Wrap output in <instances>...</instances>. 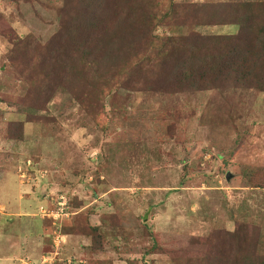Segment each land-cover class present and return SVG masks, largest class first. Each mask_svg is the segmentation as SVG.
<instances>
[{
    "label": "rangeland",
    "instance_id": "374dc122",
    "mask_svg": "<svg viewBox=\"0 0 264 264\" xmlns=\"http://www.w3.org/2000/svg\"><path fill=\"white\" fill-rule=\"evenodd\" d=\"M69 1L0 0V264L43 227L41 264H174L242 224L264 261V92L178 93L175 59L138 65L167 37L235 35L221 17L256 26L264 0H99L96 32L62 29ZM148 1L165 17L134 24Z\"/></svg>",
    "mask_w": 264,
    "mask_h": 264
},
{
    "label": "trees",
    "instance_id": "16d2710c",
    "mask_svg": "<svg viewBox=\"0 0 264 264\" xmlns=\"http://www.w3.org/2000/svg\"><path fill=\"white\" fill-rule=\"evenodd\" d=\"M98 1L78 0L76 14L73 12L69 23L62 26V29L77 28V30L96 32L99 25L95 15L101 14L100 8L96 5ZM132 8L138 15L137 18H133L134 24L139 21L140 24L151 26L165 17L164 14L160 15L162 13L158 10V5H152L150 1L140 8ZM176 8L172 6L168 13ZM208 12L212 13V11ZM221 19H223L221 22L214 25H234L237 27V33L230 36L205 37L190 32L188 35L167 37L164 39L167 42L161 43L159 47L147 44L142 57H139L138 65H150L152 61L162 62V59L166 58L170 61L175 59L168 70L177 74L178 93L186 92V89L196 93L214 88H218L221 92L224 84L228 85L232 92H264V18L260 17L256 26L237 22L238 18L229 20L221 17ZM197 26L202 25L198 23ZM246 33L253 35L252 43L249 42L250 40H244ZM62 49L67 55L64 62L76 57L78 53V47L73 43L62 46ZM46 66L48 70H53L52 66ZM163 93L165 94V91ZM88 229L93 242L95 230L98 228L89 225ZM205 240V249L202 252L190 258H176L172 262L174 264H264L255 253L256 233H249L248 228L243 224L229 234L214 230Z\"/></svg>",
    "mask_w": 264,
    "mask_h": 264
},
{
    "label": "crops",
    "instance_id": "0c3cea01",
    "mask_svg": "<svg viewBox=\"0 0 264 264\" xmlns=\"http://www.w3.org/2000/svg\"><path fill=\"white\" fill-rule=\"evenodd\" d=\"M19 198H22V196L20 197V195H19ZM43 220V219H42ZM44 226V225H43ZM44 227H43V229H42V233L40 234H38L37 235V238H35L34 239V244H33V242H31V244H30V246H29V248H30V251H29V254L27 255V257H24V258H22V257H20V258H17L16 260H14L13 261V264H41L42 263V260L44 259V258H48L47 260H50L51 258H52V256L50 257V254L51 255H53V254H56V252H57V248H54V247H52V252H47V253H42V252H40V250H39V252H40V254H38V252L35 254V249H33V247H34V245H36V244H38L39 242H40V244L42 243V241H43V237H42V234L44 233ZM65 240V238H63V241ZM33 244V245H32ZM37 246V245H36ZM64 246V245H63ZM33 251H34V256H35V258H34V256L32 255V253H33ZM38 255V256H37ZM55 260V259H54ZM53 260V261H54ZM55 262H56V260H55ZM57 263V262H56Z\"/></svg>",
    "mask_w": 264,
    "mask_h": 264
},
{
    "label": "built area",
    "instance_id": "2783aa9c",
    "mask_svg": "<svg viewBox=\"0 0 264 264\" xmlns=\"http://www.w3.org/2000/svg\"><path fill=\"white\" fill-rule=\"evenodd\" d=\"M62 200H63V199L61 198V199H60V202L58 203V206H60V205L62 206V208H61L59 211H60L62 214H64L63 211H64L66 208H65V202L62 203V202H61ZM63 209H64V210H63ZM44 212H45V211L41 210L40 213L43 214ZM46 213H49V212L46 211ZM55 215H56V213L52 212V214H48V215H47V218L51 217V219L53 220V218H54ZM64 215H66V214H64Z\"/></svg>",
    "mask_w": 264,
    "mask_h": 264
},
{
    "label": "water",
    "instance_id": "95a60500",
    "mask_svg": "<svg viewBox=\"0 0 264 264\" xmlns=\"http://www.w3.org/2000/svg\"><path fill=\"white\" fill-rule=\"evenodd\" d=\"M226 179H230V174H227Z\"/></svg>",
    "mask_w": 264,
    "mask_h": 264
}]
</instances>
